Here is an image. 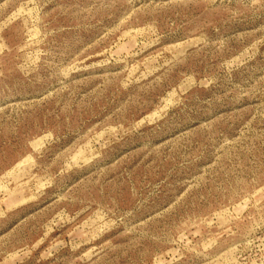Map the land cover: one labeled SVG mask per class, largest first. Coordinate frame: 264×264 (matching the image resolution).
<instances>
[{
  "label": "rangeland",
  "instance_id": "374dc122",
  "mask_svg": "<svg viewBox=\"0 0 264 264\" xmlns=\"http://www.w3.org/2000/svg\"><path fill=\"white\" fill-rule=\"evenodd\" d=\"M0 264H264V0H0Z\"/></svg>",
  "mask_w": 264,
  "mask_h": 264
}]
</instances>
